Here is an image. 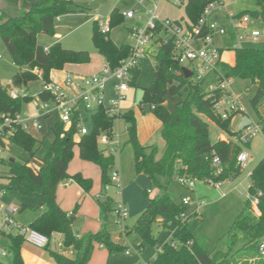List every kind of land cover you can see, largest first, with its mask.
I'll return each instance as SVG.
<instances>
[{
	"label": "trees",
	"instance_id": "16d2710c",
	"mask_svg": "<svg viewBox=\"0 0 264 264\" xmlns=\"http://www.w3.org/2000/svg\"><path fill=\"white\" fill-rule=\"evenodd\" d=\"M254 2L256 10L242 12L240 15L249 14L260 18L264 24V0ZM70 3L71 0H38L26 12L2 10L0 37L8 49L12 63L19 71L12 78V87L0 85V116L20 113L23 106L31 101L13 100L9 96V90L24 88L28 83L38 80L33 73L34 69L41 72L44 83H49L52 71H61L64 66L70 64L90 63L87 51L65 50L59 43H54L48 47V52H44L43 46L38 44L39 35L54 36L56 18L76 12L70 9ZM206 3L207 0H188L184 9L186 17L196 22ZM79 10L83 11L80 8ZM110 19L111 28L124 22L116 10L111 12ZM92 42L99 55L112 68L117 67L129 56L128 46H115L109 39V34L103 35L98 31L96 22L93 23ZM233 42V33L229 31L223 39L221 53L231 51L233 63L222 62L218 66L219 74L225 80L248 82L251 89L246 97L250 107L258 114L257 107L264 102V49L246 47L242 50H233ZM158 43L159 38L154 41L157 47L153 81L150 87L143 89L140 105L149 106L153 116L162 125L161 137L165 147L159 159H156L155 146L144 147L139 143L134 112L130 110L120 115L126 123L127 143L133 148L136 173L147 176L152 185L159 189V193L153 198H149L145 192L146 206L126 235L136 236L142 245L156 246V256L148 264H263L257 260L256 245L264 237V159L251 171L248 188L250 196L261 192L258 204L260 216L252 213L247 198L231 228L230 242L234 241V235L238 230L245 233L247 242L239 252H245L246 256L241 259L234 258L230 251L209 253L201 240L196 239L189 230L188 221L193 214L187 216V221H183L181 215L185 214L186 206L182 205L181 201L176 202L168 193V185L176 182V177L182 175L205 182L236 179L241 173L236 159L245 146L230 139L210 142L208 122L213 123L229 137L234 134L230 131V121L234 114L223 119L214 108L215 102L224 93L220 90L206 92L202 87L204 80L194 82L192 79H185L180 73L181 66L172 58V44ZM138 75L137 67L132 71L130 86L134 84ZM39 98L42 101L48 100L47 95L42 93H39ZM173 98H178V101L169 109V103ZM114 119L99 109L92 117V130L87 135L79 136L78 140L75 138L77 117L74 116L71 126L66 130L63 123L58 120L48 130L53 135V140L40 159V166L37 169H33L30 164L36 158L38 144L42 141L36 140L20 128L15 130L10 141L8 158L2 161L8 170L2 173V179L7 180L10 190L23 196H38L39 205L29 209L39 211V215L29 225L48 238L49 243L44 250L55 264H88L96 244L106 249L109 257L126 249L124 245L115 243L111 238L112 227L116 225L113 216L114 200L111 197L103 194L102 200H96L102 214L100 230L81 237L76 236L72 228L73 214L69 215L62 211L56 203L57 186L65 180H73L86 193L91 190L90 179L82 177L79 173L74 175L68 173V166L76 147L81 161L98 166L101 189L110 184L109 175L115 158L113 154H106L99 148L98 138L103 132L110 135ZM258 124L264 133V119L261 116ZM212 151L221 161L222 172L219 174L211 165ZM11 159L14 161L10 162ZM158 179H163L164 185H160ZM23 210L25 207L20 211ZM158 219L161 220L163 229L173 232L172 240L178 243L177 248H172L169 243H162L153 237L152 227ZM55 235L62 236L64 251L73 250V258L49 249ZM21 244L20 239L12 240L11 264H23Z\"/></svg>",
	"mask_w": 264,
	"mask_h": 264
},
{
	"label": "rangeland",
	"instance_id": "374dc122",
	"mask_svg": "<svg viewBox=\"0 0 264 264\" xmlns=\"http://www.w3.org/2000/svg\"><path fill=\"white\" fill-rule=\"evenodd\" d=\"M69 4L71 10H76L75 13H69L62 17L56 18L54 20V36L39 35L38 44L40 46L50 47L54 43H59L62 49L70 51H87L91 57V62L87 66H93V68H99L100 65L105 63L104 58L99 55L95 46L92 42V29L93 23L102 19L99 15V9L103 6H107L110 10L115 8V1L108 0H71ZM237 5H233L231 0H225V6L231 10L239 11H254L256 10L254 0H238ZM82 9L83 11L79 10ZM160 14L162 17H169L171 19H178L183 17L184 10L182 8H175L169 4L162 3ZM134 21H124L118 26L111 28L109 33V39L115 46L122 44H129V34L128 29L134 24ZM260 28V27H258ZM252 48L264 49V38L259 41L258 44L247 45ZM230 55L229 53L224 54V58ZM153 67H154V55L149 52V56L143 57L139 60L138 69L139 75L135 80L134 84L130 86L129 91L125 96V100L120 105L119 113L120 115L127 112L129 109H133L137 115L136 121V133L138 130L141 134V139L146 143V146H155L157 148V156L162 155L164 151V141L161 137V129H154L150 124V121L156 122L151 118V112L147 105L142 106V110L137 108V104L141 102L143 95V89L151 86L153 81ZM19 71L18 67L12 63L11 57L9 55L8 49L0 37V85L3 87H12V78ZM37 70L34 69L33 73L37 76L38 80L32 81L27 84L26 87L21 88V91H26L32 100L23 106V111H29L33 113V107L37 101V95L42 90V77H39ZM65 71V70H64ZM53 72L51 79L54 81H60L65 77V72ZM82 73V74H81ZM80 75H90L91 72L85 74L81 72ZM214 83L213 77L210 76L206 78L202 87L205 91H208L209 85ZM16 89V88H10ZM250 86L245 80H230L229 82V93L232 97L238 98L241 107L243 108L242 113L231 112L230 115L234 114L230 121V131L234 133L229 137L225 132L218 129L213 123L208 122V134L211 143L219 140L220 136H224L232 141L236 140L237 134L244 127L251 124L259 123V116L264 118V102L261 106L257 107L258 114L250 107L247 94L250 92ZM178 101V98H173L169 103V109L172 105ZM118 115L113 120V126L110 131V135L120 143V150L113 154L115 161L114 166L118 168L121 174H123V182L121 183V191L127 187H130V193L135 198V201H145V192L149 191L148 197L153 198L159 193L157 186H153L151 181L149 182L145 175L137 174L135 171V162L133 157V148L128 141V134L125 133L126 123L122 117ZM259 115V116H258ZM59 120L57 112H54L48 119L42 121V129L40 132L31 131V134L42 141L38 144L39 150L36 154V158L31 162L30 166L33 169H37L40 165V159L46 153L51 141L53 140V135L48 131L49 128ZM205 120V119H204ZM158 122V121H157ZM156 124V123H155ZM152 130L154 131L153 136L147 142L148 134ZM261 127V126H260ZM262 130V128H261ZM152 133V132H151ZM77 137V136H76ZM75 137V138H76ZM78 138V137H77ZM98 145L100 149H103L100 145L98 138ZM245 150L250 156V161L245 170L241 171L239 176L231 181L225 180L221 181L219 187L208 184L205 181H196L193 189H187L177 182H172L168 185V193L172 199L176 202H180L182 198H188L191 203L186 206V216H189L196 212L197 215H193L188 221L189 230L193 233L194 237L201 240L209 253L214 254L216 252H228L234 258H243L246 256L245 252H239V250L246 244L247 240L245 238L244 231H237L235 233V238L233 242L231 241V228L243 208L245 200L248 198V188L250 184L249 175L251 171L256 167V165L264 159V133H259L249 145H244ZM247 146V147H246ZM8 158V154L4 156ZM8 170L6 165L0 166V171L6 172ZM113 170V169H112ZM68 173L74 175L76 173L81 174L82 177H86L92 181L91 194L88 199L91 205H97L96 197L99 196L97 192L101 189L100 186V170L98 166L84 162L79 159V151L76 147L74 149V156L68 166ZM88 175V176H85ZM142 176L141 181L135 183V178ZM96 182H95V181ZM145 180V181H144ZM65 183L70 182V180L63 181ZM98 182V183H97ZM134 182V183H133ZM72 183V182H71ZM75 184V182H73ZM96 183V184H94ZM160 185H164L163 179H158ZM102 190V189H101ZM0 191L4 192L2 197V202L14 203L19 206L20 209L25 207V210L20 211L18 217L22 219L25 223L31 222L36 216H38L37 211H32L29 208H34L39 205V198L37 195L33 196H23L8 187L7 180H0ZM93 191V192H92ZM89 192V193H90ZM104 194V192H101ZM107 196L113 193L112 190L107 192ZM64 194V193H63ZM105 195V194H104ZM69 193L64 194V200L67 204V209L70 213L75 208V205L79 204V199L70 197ZM113 200L117 197L113 194ZM102 200L103 198H99ZM199 203V205L196 204ZM202 203V204H200ZM65 204V205H66ZM96 204V205H95ZM129 207V206H128ZM77 210L81 212L84 208L78 207ZM88 208L85 210L87 213ZM84 211V213H85ZM85 213V215H87ZM84 217V214H83ZM90 217V216H88ZM135 220V217L130 216L126 221L127 226ZM95 221V220H93ZM78 221L73 220L74 232L78 231L79 224ZM72 223V224H73ZM124 226V223H123ZM118 227V226H117ZM99 231V230H98ZM97 231V232H98ZM94 232V233H97ZM153 235L162 243H169L172 240L173 232L162 229L158 225L154 224L152 227ZM93 234V233H92ZM126 234V233H125ZM127 236V235H126ZM128 237V236H127ZM132 239L138 241V238L132 235ZM49 246L53 247L54 240L52 239ZM138 243V242H137ZM136 242L128 243V248L132 255L125 256L123 252L117 253L111 258L110 264H147L150 262L157 251L156 246L149 244H144L143 249L137 248ZM26 244V243H24ZM130 244V245H129ZM30 249L41 252H45L44 249H39L33 247L29 244ZM3 264H11V259L0 260Z\"/></svg>",
	"mask_w": 264,
	"mask_h": 264
},
{
	"label": "built area",
	"instance_id": "2783aa9c",
	"mask_svg": "<svg viewBox=\"0 0 264 264\" xmlns=\"http://www.w3.org/2000/svg\"><path fill=\"white\" fill-rule=\"evenodd\" d=\"M108 1H115V8L112 10L108 8L105 16L100 15L102 19L97 21V29L103 35L110 33V14L114 10L124 21H134L135 23L128 29L129 56L115 68L106 64L97 74L88 76L67 74L61 83L42 82L40 93L47 95L48 100L42 101L38 94L34 113L22 111L14 115H1L0 166L3 165L2 161L7 159L4 156L8 154L10 141L17 128L27 133L31 128L40 132L42 120L48 119L54 112H57L59 121L63 123L65 130L71 126L74 116L77 117V136L89 133L83 112L90 115L102 109L111 118L120 115V105L130 89L132 71L138 67L141 58L149 56V52L155 56L157 45L154 44V41L157 38H159L158 44L165 45L169 42L172 44V58L181 66V74H183L182 68L188 69L192 74L190 79L194 82H201L210 76L213 77L214 83L209 85L206 92L220 90L224 93L214 106L216 112L223 119L228 118L231 112H243L238 98L232 97L229 93L230 80L223 79L219 74L218 66L222 63L223 44H217L216 40L223 41L231 31L234 36L233 50H242L246 48L247 44H258L264 38V24L260 18L252 17L249 14L234 13L225 6V0H207L202 14L196 22L188 19L185 13L178 19L162 17L160 14L162 3L184 10L188 0ZM237 1L231 0L232 4ZM43 51L48 52V48L43 47ZM35 73L41 77L40 71ZM107 88L111 91L110 97L106 96ZM9 96L13 100H32L26 91L20 89H10ZM261 132L259 124H251L238 132L234 142L247 145ZM99 142L106 154H115L120 150V143L108 133H101ZM249 161L250 156L243 149L236 159L240 171L246 169ZM211 165L217 174L222 172L220 158L214 151L211 153ZM109 176L110 184L104 186L102 191L106 195L108 191L114 189L116 194H120L119 172L112 170ZM1 179L2 172L0 171ZM175 181L187 189H193L196 182L195 179L185 175L176 177ZM206 182L215 187H219L221 184V182L213 180ZM3 195L4 192L0 191V260L11 259L13 239H20L23 243L45 249L49 243L48 238L32 229L29 224L19 222L17 218L21 210L20 207L14 203H3ZM260 196L261 192L259 191L253 196L248 194L250 210L256 216H260L258 209ZM103 197L101 193L96 197V200ZM181 203L188 206L191 200L182 198ZM196 204L199 205L198 202ZM193 215H197L196 212ZM113 216L116 225L123 228V223L128 218V208L122 201L114 202ZM181 218L183 221H187L186 214L181 215ZM169 244L172 248L179 246L175 240H171ZM256 253L257 260L264 264V237L257 242ZM128 254L129 252H126V255Z\"/></svg>",
	"mask_w": 264,
	"mask_h": 264
},
{
	"label": "crops",
	"instance_id": "0c3cea01",
	"mask_svg": "<svg viewBox=\"0 0 264 264\" xmlns=\"http://www.w3.org/2000/svg\"><path fill=\"white\" fill-rule=\"evenodd\" d=\"M37 1L38 0H0V12H2V10H14V11H18V12H26V11L29 10V8L31 7V5L34 4V3H36ZM237 3L238 2H236L233 5H237ZM233 12L234 13H242L243 11L235 10ZM216 43L217 44H223V41L222 40H216ZM122 45H125V44H122ZM247 45H250V44H247ZM247 45H246V47H249ZM119 46H121V45H119ZM119 46H117V47H119ZM43 47H47V46L44 45ZM225 53H229L230 55H227L224 58V54ZM90 62H91V57H90ZM222 62L223 63H227V64H232L233 63V53L231 51H224L222 53ZM87 65L88 64H86V65L70 64V65L64 66L63 70H61V71H64L65 70L64 71L65 72V75L64 76H66L67 74L79 75V76H88V75H80V73L83 72V73L87 74V73L91 72L90 75L97 74L106 65V62L103 65H100L99 68L98 67L97 68H93V66H87ZM61 71H52L50 73V81H54V80L51 79V75H52L53 72H61ZM63 80H64V77L60 81H54V82L61 83V82H63ZM106 96L107 97H110L111 96V91H110L109 88H107ZM35 106L36 105H34V107H33V113L35 111V109H34ZM142 106L143 105H140V103L137 104V108L139 110H142ZM149 109H150V107H149ZM130 110H132L134 112V115H135V118H136V121H137V115H136L135 111L133 109H129L128 111H130ZM149 111L151 112V110H149ZM142 113H143V110H142ZM93 115L94 114H90L89 115V114H86L85 112H83V116L86 119L85 124H86V127L88 128L89 132L92 130V117H93ZM150 117L151 118L153 117V120L156 119L153 116L152 113H151V116ZM156 120H154V121H156ZM42 121H45V120H42ZM157 121L156 122L150 121V124L154 127V129H161L162 130V125H161L160 121H158V122ZM31 131H34V132H37V131L34 130L33 128H31L30 129V132L28 133L33 138H35L31 134ZM124 132L126 133V129H125ZM153 133H154V131L152 130V127H151L150 134H148V137H147V142L153 136ZM77 137H76V140L79 139V136H77ZM137 138H138L139 143L142 146L149 147V146H146L145 145L146 143L141 139V134H140L139 130H138V133H137ZM35 139L38 140L37 138H35ZM219 140H224L225 141V140H227V138L224 137V136H220L219 137ZM38 141H40V140H38ZM133 157H134V154H133ZM160 157H161V155L158 156V157H156V159H159ZM113 170H116V171L119 172V174H120V184H121L123 182V180H124L123 174L120 173V171L118 170V168L113 167ZM85 176H88V175H85ZM141 177L142 176H138V178H135V180H134L135 183L138 182V181H141V179H144V178H141ZM145 177L149 181V179L147 178V176H145ZM69 180H70V182H67V183L62 182V183H60L57 186V189H56V203H57V205L60 207V209L62 211L66 212L67 214H69V215L73 214V220H74V222L75 221H78L77 223L79 224V228H78V231H77L78 232V235L75 234L76 236H80L81 237V236H83L85 234H88V233L97 232L98 230H100L101 223H102V214H101V211H100L98 205L95 204L96 206H94V209H93V206L91 205V202L88 199V197H90L89 194H91V192L90 191H89L90 193L89 192H87V193L84 192L81 189L80 186H78L76 183L75 184L73 183L74 182L73 180H71V179H69ZM94 184H96V183H94ZM130 187H127V188L123 189L120 192V194H116L115 193V190L114 189H111L113 191V193H110L109 194V197H111V198L113 197V194L117 197V199L114 200V202L115 201H122L123 204L128 208V218L124 221L123 228H119L116 225H114L112 227V230H111V238H112V240L115 243L120 244V245H124L126 247L125 251L123 252L125 256L132 255L130 253L129 248L127 247L128 246V243H130L132 241L133 242H136V243L138 242L137 243V248L138 249H143V245H142V243L140 242L139 239H138V241L133 240L132 239V235L127 237L126 234H125L134 225V223L137 220L139 214L143 211V209L146 206V200L145 201L144 200L143 201H139V202L135 201V198L130 193ZM101 192H102V190L100 189L99 192H97V193L98 194H101ZM63 193L64 194L65 193H69L70 197H74V198H78L79 199V201H78L79 204L77 203L75 205V208L73 209V211H71V213H70L69 209H67L68 207H67V204H66V202L64 200V194ZM70 197H68V198H70ZM70 200H73V199L70 198ZM78 207L84 208V211L88 208L87 213L85 211V213L87 215H85L84 211L81 212L80 210H77ZM37 214L39 215V211L37 212ZM83 214H84V217H83ZM88 216H90V217H88ZM130 216L135 217V220L131 223V225H128L127 226L126 221L130 218ZM36 218H37V216L34 219H36ZM17 219H18L19 222H21L23 224H27L24 221H22V219H20L19 217ZM33 220H31V222ZM93 220H95V221H93ZM31 222H29L28 224H30ZM74 225L75 224L73 223L72 224V228L73 229H74ZM156 225H158L160 228L163 229L162 222H161L160 219L157 220ZM152 235H153V232H152ZM153 237L155 238L154 235H153ZM53 240H54V244L55 245H53V247L50 246L49 249H51L53 251H56V252H59L61 254H64L68 258H73L74 257V252H73L72 249L67 250V251L66 250L64 251L62 249V236L55 235L53 237ZM52 243H53V241H52ZM45 252L46 253L41 252L40 250H38V251L32 250V249L29 248V246H27L23 242H22L21 248H20V254H21V258H22L23 264H55L53 262V260L49 257L48 252L46 250H45ZM126 252H129V254L126 255ZM156 253H157V251H156ZM114 256H112V257H114ZM155 256H156V254H155ZM155 256H154V258H155ZM112 257H109L108 252H107L106 249H104L103 247H101V246H99V245L96 244L94 246V249H93V252L91 254V257H90V260H89L88 264H110V261H111V258Z\"/></svg>",
	"mask_w": 264,
	"mask_h": 264
},
{
	"label": "water",
	"instance_id": "95a60500",
	"mask_svg": "<svg viewBox=\"0 0 264 264\" xmlns=\"http://www.w3.org/2000/svg\"><path fill=\"white\" fill-rule=\"evenodd\" d=\"M107 10H108V7L107 6H103V7H101L100 9H99V15H101V16H105L106 15V13H107ZM182 73H183V75H184V77H185V79H190L191 78V72L188 70V69H186V68H182ZM14 160L13 159H11L10 160V162H13ZM75 234H77L78 235V232H75Z\"/></svg>",
	"mask_w": 264,
	"mask_h": 264
}]
</instances>
